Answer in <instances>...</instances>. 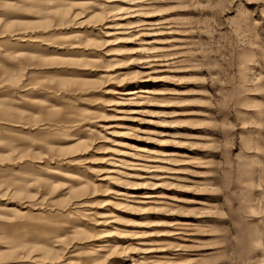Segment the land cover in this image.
Segmentation results:
<instances>
[{
	"label": "rangeland",
	"instance_id": "1",
	"mask_svg": "<svg viewBox=\"0 0 264 264\" xmlns=\"http://www.w3.org/2000/svg\"><path fill=\"white\" fill-rule=\"evenodd\" d=\"M0 264H264V0H0Z\"/></svg>",
	"mask_w": 264,
	"mask_h": 264
}]
</instances>
